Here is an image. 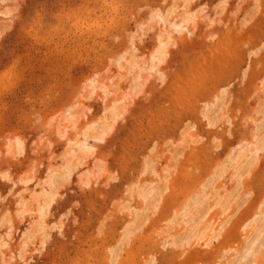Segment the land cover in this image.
<instances>
[{"label":"rangeland","instance_id":"374dc122","mask_svg":"<svg viewBox=\"0 0 264 264\" xmlns=\"http://www.w3.org/2000/svg\"><path fill=\"white\" fill-rule=\"evenodd\" d=\"M263 213L264 0H0V264H264Z\"/></svg>","mask_w":264,"mask_h":264},{"label":"bare ground","instance_id":"6f19581e","mask_svg":"<svg viewBox=\"0 0 264 264\" xmlns=\"http://www.w3.org/2000/svg\"><path fill=\"white\" fill-rule=\"evenodd\" d=\"M263 144V143H262ZM259 147V146H258ZM259 150V149H258ZM264 214V213H263ZM255 238V237H254ZM254 242V241H253ZM236 252V251H235ZM241 256V255H240ZM252 261V260H251Z\"/></svg>","mask_w":264,"mask_h":264}]
</instances>
